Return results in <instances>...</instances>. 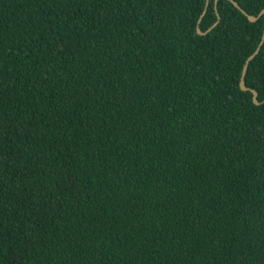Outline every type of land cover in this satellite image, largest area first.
Returning a JSON list of instances; mask_svg holds the SVG:
<instances>
[{"label":"trees","instance_id":"16d2710c","mask_svg":"<svg viewBox=\"0 0 264 264\" xmlns=\"http://www.w3.org/2000/svg\"><path fill=\"white\" fill-rule=\"evenodd\" d=\"M232 1L264 9L0 0V264H264V14Z\"/></svg>","mask_w":264,"mask_h":264},{"label":"water","instance_id":"95a60500","mask_svg":"<svg viewBox=\"0 0 264 264\" xmlns=\"http://www.w3.org/2000/svg\"><path fill=\"white\" fill-rule=\"evenodd\" d=\"M216 1L217 0H214V3H215V5H216ZM233 2V4L241 11V12H243L247 17H248V19L249 20H251V21H255L256 19H258L260 16H262L263 14H264V9H262L257 15H253V14H249V13H247V12H245L238 4H237V2H235V1H232ZM207 3H208V0H206V3H205V7H204V10H203V13L206 11V5H207ZM216 7V6H215ZM216 9V8H215ZM216 15H217V19H216V21L213 23V25H215L216 24V22H217V20H218V18H219V15H218V12H216ZM212 25V26H213ZM211 26V27H212ZM211 27H209L207 30H205V31H201L200 30V28L199 27H197V29H198V32L199 33H205V32H207ZM263 39H264V33H263V36H262V38H261V41H260V43H259V45L256 47V49L247 57V59H246V61H245V63H244V65H243V68H242V71H241V75H240V79H239V86H240V88L242 89V90H250L251 92H252V99H253V102L254 103H257V91L255 90V89H250V88H248L246 85H245V82H244V76H245V72H246V70H247V67H248V63H249V60L254 56V55H256V53L259 51V49H260V45H261V43H262V41H263ZM264 101V100H263ZM258 103H259V101H258ZM257 103V104H258Z\"/></svg>","mask_w":264,"mask_h":264},{"label":"rangeland","instance_id":"374dc122","mask_svg":"<svg viewBox=\"0 0 264 264\" xmlns=\"http://www.w3.org/2000/svg\"><path fill=\"white\" fill-rule=\"evenodd\" d=\"M252 101H253V99H252ZM254 103V102H253ZM257 103H258V101H257ZM257 103H255V104H257Z\"/></svg>","mask_w":264,"mask_h":264},{"label":"bare ground","instance_id":"6f19581e","mask_svg":"<svg viewBox=\"0 0 264 264\" xmlns=\"http://www.w3.org/2000/svg\"><path fill=\"white\" fill-rule=\"evenodd\" d=\"M197 31H198V29H197Z\"/></svg>","mask_w":264,"mask_h":264},{"label":"clouds","instance_id":"9594fccd","mask_svg":"<svg viewBox=\"0 0 264 264\" xmlns=\"http://www.w3.org/2000/svg\"><path fill=\"white\" fill-rule=\"evenodd\" d=\"M247 59V58H246ZM245 63V62H244Z\"/></svg>","mask_w":264,"mask_h":264}]
</instances>
